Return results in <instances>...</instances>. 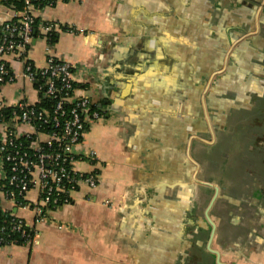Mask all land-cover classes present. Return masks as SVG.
<instances>
[{
  "label": "crops",
  "instance_id": "crops-1",
  "mask_svg": "<svg viewBox=\"0 0 264 264\" xmlns=\"http://www.w3.org/2000/svg\"><path fill=\"white\" fill-rule=\"evenodd\" d=\"M34 13L74 27L52 46L36 32L28 56L70 60L89 85L101 117L76 151L98 159L77 166L100 181L45 222L36 189L27 207L2 198L38 235L0 245V264H264V0H64ZM1 93L39 96L24 78Z\"/></svg>",
  "mask_w": 264,
  "mask_h": 264
},
{
  "label": "built area",
  "instance_id": "built-area-1",
  "mask_svg": "<svg viewBox=\"0 0 264 264\" xmlns=\"http://www.w3.org/2000/svg\"><path fill=\"white\" fill-rule=\"evenodd\" d=\"M58 1L64 0H24V8L18 9L0 0L4 10L0 19V109L10 108L8 119L0 123V160L5 173L0 178V213L5 212L2 198L27 207L30 206L26 202L27 193L36 189L38 199L30 206L35 222H45L50 210L71 203L73 193L80 186L95 188L100 181L96 171L86 172L77 166L79 161L98 159L93 149L83 154L76 151L89 126L101 117L89 85L77 84L75 66L70 60L50 52L46 64L39 67L28 56L36 32L52 46L55 33L74 31L73 26L37 20L35 10ZM7 55L22 62L23 70H13L5 60ZM19 78L29 81L38 92L36 102L19 99L9 103L5 100L1 87ZM42 97L47 99L45 103ZM11 224L12 230L28 242L38 235L20 216L12 215ZM4 230L5 226L0 227V245L4 241Z\"/></svg>",
  "mask_w": 264,
  "mask_h": 264
},
{
  "label": "trees",
  "instance_id": "trees-1",
  "mask_svg": "<svg viewBox=\"0 0 264 264\" xmlns=\"http://www.w3.org/2000/svg\"><path fill=\"white\" fill-rule=\"evenodd\" d=\"M2 2L6 5H12V6H16L18 9H22L24 8V0H2ZM39 21V19H37ZM37 21V24L39 23ZM56 39V33L54 34L51 43L53 44L55 42ZM43 102H46V98L42 97ZM95 107H97L95 105ZM10 115V108H3L0 109V123L3 121V119H8ZM5 168L6 171L9 173V165L8 163L5 164ZM20 200H22L23 202H25L24 199H22V197L19 198ZM11 219H12V214L8 213V212H2L0 213V227L5 226V230L3 231L2 235L4 237V241L2 244H9V243H16V244H26L28 243V240H26L25 238H21L19 233L12 230V224H11Z\"/></svg>",
  "mask_w": 264,
  "mask_h": 264
}]
</instances>
